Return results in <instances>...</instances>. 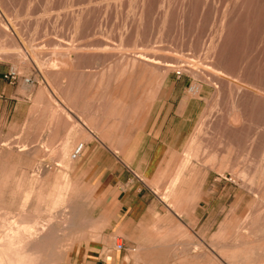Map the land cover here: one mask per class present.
<instances>
[{
  "label": "rangeland",
  "instance_id": "rangeland-1",
  "mask_svg": "<svg viewBox=\"0 0 264 264\" xmlns=\"http://www.w3.org/2000/svg\"><path fill=\"white\" fill-rule=\"evenodd\" d=\"M10 66L54 94L62 80H99L101 90L110 80L129 109L137 95H166L175 83L177 97L190 100L192 123L184 149L156 173L174 177L181 168L184 185L206 193L209 264H264V0H0V70ZM1 107L0 224L24 234L23 264H70L97 223L88 214L93 187L68 165L78 143L59 156L46 144L34 149L25 124ZM21 213L33 218L29 232L12 223ZM78 219L88 221L79 227ZM12 244L10 255L0 244V256L17 264Z\"/></svg>",
  "mask_w": 264,
  "mask_h": 264
},
{
  "label": "crops",
  "instance_id": "crops-1",
  "mask_svg": "<svg viewBox=\"0 0 264 264\" xmlns=\"http://www.w3.org/2000/svg\"><path fill=\"white\" fill-rule=\"evenodd\" d=\"M5 71L0 70V110L9 105L15 125L25 124L31 147L46 144V151L59 156L83 143L75 171L93 187L88 214L97 223L76 242L70 264H209L201 235L206 193L184 185L181 168L174 177L156 173L161 162L184 149L192 123L190 100L177 97L175 83L168 82L166 95H137L129 109L122 89L112 96L110 80L103 79L102 90L99 80H62L54 94L46 84H10L2 78ZM187 231L195 232L199 246L185 239ZM225 255L230 263L236 257Z\"/></svg>",
  "mask_w": 264,
  "mask_h": 264
},
{
  "label": "bare ground",
  "instance_id": "bare-ground-1",
  "mask_svg": "<svg viewBox=\"0 0 264 264\" xmlns=\"http://www.w3.org/2000/svg\"><path fill=\"white\" fill-rule=\"evenodd\" d=\"M70 51V50H69ZM129 58V57H128ZM134 59H136V58H134ZM133 60V59H132ZM131 60V61H132ZM133 62H135V61H133ZM137 62V61H136ZM128 65V64H127ZM130 65H131V63H130ZM135 65H136V63H135ZM135 65H133V66H135ZM168 65V64H167ZM178 67V66H177ZM134 70V69H133ZM126 71V70H125ZM160 77V76H159ZM197 85V84H196ZM193 87V86H192ZM191 87V88H192ZM195 89V91H197V89H198V87H195L194 88ZM192 91V90H191ZM197 93H199V92H197ZM192 94V93H191ZM194 94V93H193ZM83 138V137H82ZM77 146V145H76ZM194 147V146H193ZM76 148V147H75ZM83 149V148H82ZM191 150H192V148H191ZM190 151V150H189ZM185 152V151H184ZM191 152V151H190ZM190 152H189V154H190ZM192 154H193V152H191ZM80 155V154H79ZM79 155L75 158V159H72L71 158V156H70V163L68 164L69 166H70V168H71V171H72V173H74V171H75V168H76V163L77 162H75V160L79 157ZM196 155V154H195ZM191 156V155H190ZM189 156V157H190ZM186 157V156H185ZM184 157V158H185ZM195 157V156H194ZM197 157V156H196ZM188 159V158H187ZM190 159H192V157H190ZM60 160V159H59ZM183 160H185V159H183ZM61 161V160H60ZM197 161V160H196ZM184 162V161H183ZM185 162H186V160H185ZM60 166H62V165H60ZM39 167V166H38ZM69 168V167H68ZM176 168H177V166H176ZM42 170V169H41ZM177 173V172H176ZM233 173V172H232ZM241 173V172H240ZM40 174V173H39ZM42 174V173H41ZM224 178V177H223ZM246 178V177H245ZM249 180V179H248ZM172 183V182H171ZM56 185V184H55ZM54 185V186H55ZM57 186V188H58V184L56 185ZM54 188V187H53ZM56 188V187H55ZM55 190H57V189H54V191ZM57 192V191H56ZM59 192V191H58ZM56 195V194H55ZM2 210V209H1ZM26 210V209H25ZM6 212V211H5ZM35 213H37V212H35ZM34 213V214H35ZM7 214V213H6ZM29 215H30V213H29ZM9 216H11V215H9ZM34 216V215H33ZM32 216V217H33ZM12 217V216H11ZM31 217V216H30ZM37 217H38V214H37ZM36 217V218H37ZM49 217V216H48ZM51 217V216H50ZM57 217V216H56ZM35 218V219H36ZM39 218V217H38ZM55 218V217H54ZM32 219L33 218H29L28 216H25L24 214H20V215H17L16 217H14L13 218V224L14 225H16V226H19V227H21V229L23 230V231H28L29 232V228H27V223L29 222L30 223V221H32ZM44 219V218H43ZM40 220V219H39ZM58 220V219H57ZM79 220V221H78ZM77 220V223L79 222V227L80 226H82V224L80 225V221L82 220V221H88V220H85V219H78ZM38 221V220H37ZM66 222H67V220H65ZM69 221V220H68ZM89 221H91V220H89ZM248 221V220H247ZM36 221H34V223H35ZM70 222V221H69ZM38 225H40L38 222H36ZM49 223H50V221H49ZM65 223V222H64ZM89 223V222H88ZM87 223V224H88ZM91 223V222H90ZM11 224V223H10ZM31 224V223H30ZM246 224V223H245ZM12 225V224H11ZM30 226V225H29ZM28 226V227H29ZM67 226H70L69 224L67 225ZM41 227V226H40ZM44 227V226H43ZM70 227H73V226H70ZM17 229V228H16ZM43 229V228H42ZM71 230H72V228H71ZM85 230V229H84ZM49 231V230H48ZM53 231V230H52ZM55 231V230H54ZM70 231V230H69ZM34 232H35V230H34ZM37 232H38V229H37ZM36 232V233H37ZM40 233H42V232H40ZM47 233V232H46ZM33 233L31 232V234H30V236L32 235ZM51 234V233H50ZM55 234H56V232H55ZM23 235L24 234H21V233H19V232H15L13 229H11V228H8V227H5V226H3V224H0V244L2 245V246H5L6 247V249L8 250H5L4 252L6 253H9V255H10V253H11V251H9V250H11V248H9V247H12L13 246V244L12 243H14L15 245H17L18 246V248L16 247V249H14L12 252L13 253H16V255L15 254H13V255H15L18 259V263L17 264H23L25 261V259H26V257H22V256H26V255H24L25 253H23V249H24V247L25 246H27V245H25L24 247H21V242H22V240H21V238L23 237ZM37 235V234H36ZM49 234H47V236H48ZM99 235V234H98ZM40 236V235H39ZM32 237V236H31ZM45 237V236H44ZM43 237V238H44ZM32 238H34V236L32 237ZM31 238V239H32ZM39 238V237H38ZM38 238H36V239H38ZM21 240V242H19ZM19 242V243H18ZM30 242H31V240H30ZM37 243V242H36ZM46 243V242H45ZM45 243L43 242V244L45 245ZM19 244H21V245H19ZM33 244V243H32ZM32 244H30V246L32 245ZM38 244V243H37ZM0 245V246H1ZM40 245V244H39ZM43 245V246H44ZM68 245V244H67ZM115 246H116V244H115ZM40 247V246H39ZM9 248V249H8ZM12 248H14V246L12 247ZM116 248H117V246H116ZM26 249V248H25ZM40 249V248H39ZM3 250H4V247H3V249H2V252H3ZM31 251H32V249H30ZM33 250L35 251L36 250V252H38L39 250H38V248L36 249V247H35V245H34V248H33ZM38 250V251H37ZM25 251V250H24ZM59 251H61V250H59ZM58 251V252H59ZM42 253V252H41ZM0 254H2L1 252H0ZM12 254V253H11ZM22 254V258L21 257H19L20 255ZM45 254H46V252H45ZM60 254V253H59ZM3 255V254H2ZM38 255V254H37ZM42 255V254H41ZM6 257H8V255H6ZM42 257V256H41ZM10 258V257H9ZM25 258V259H24ZM33 258H35V256H33ZM30 259V258H29ZM40 258H38V260H39ZM36 260V259H35ZM46 260V259H45ZM26 261H27V259H26ZM29 261H31V259L29 260ZM37 261V260H36ZM47 262V261H46ZM29 263V262H28ZM0 264H14V262H13V260L11 259H8V258H4V256H0ZM33 264V263H32Z\"/></svg>",
  "mask_w": 264,
  "mask_h": 264
},
{
  "label": "built area",
  "instance_id": "built-area-1",
  "mask_svg": "<svg viewBox=\"0 0 264 264\" xmlns=\"http://www.w3.org/2000/svg\"><path fill=\"white\" fill-rule=\"evenodd\" d=\"M177 75L181 74L180 70L176 71ZM3 80L7 81L10 84H15L19 82L20 80L22 83L26 86H34L35 84H38L37 78L35 79L33 76L24 77L20 75V73L16 70V68L10 66L6 69V71L2 74ZM190 87V86H189ZM83 144L78 143L76 148L71 153V158L75 159L81 152H82ZM117 248H121V243H116Z\"/></svg>",
  "mask_w": 264,
  "mask_h": 264
}]
</instances>
